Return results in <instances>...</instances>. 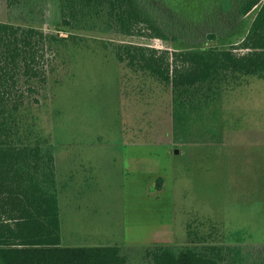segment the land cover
<instances>
[{"label": "rangeland", "instance_id": "374dc122", "mask_svg": "<svg viewBox=\"0 0 264 264\" xmlns=\"http://www.w3.org/2000/svg\"><path fill=\"white\" fill-rule=\"evenodd\" d=\"M60 19V0H0V23L67 37L56 29ZM106 41L177 47L89 28L53 45L41 102L24 114L56 156L63 245H117L127 264H151L136 249L152 245H242L261 254L264 78L226 85L211 130L176 129L170 88L126 69Z\"/></svg>", "mask_w": 264, "mask_h": 264}, {"label": "trees", "instance_id": "16d2710c", "mask_svg": "<svg viewBox=\"0 0 264 264\" xmlns=\"http://www.w3.org/2000/svg\"><path fill=\"white\" fill-rule=\"evenodd\" d=\"M20 1L8 0V5ZM262 2L60 0L56 29L67 37L1 22L0 264L128 263L117 245L62 243L56 156L24 114L41 102L53 45L87 28L175 42L174 50L134 42L103 44L126 69L170 88L176 129L211 130L210 124L217 126L216 103L226 85L249 76L264 78V4L242 39L230 42ZM255 251L242 245H152L136 249V254L151 264H264V249Z\"/></svg>", "mask_w": 264, "mask_h": 264}, {"label": "crops", "instance_id": "0c3cea01", "mask_svg": "<svg viewBox=\"0 0 264 264\" xmlns=\"http://www.w3.org/2000/svg\"><path fill=\"white\" fill-rule=\"evenodd\" d=\"M61 231H62V227H61ZM62 233V232H61ZM63 243V242H62Z\"/></svg>", "mask_w": 264, "mask_h": 264}, {"label": "water", "instance_id": "95a60500", "mask_svg": "<svg viewBox=\"0 0 264 264\" xmlns=\"http://www.w3.org/2000/svg\"><path fill=\"white\" fill-rule=\"evenodd\" d=\"M178 151L176 150L175 153H177Z\"/></svg>", "mask_w": 264, "mask_h": 264}]
</instances>
